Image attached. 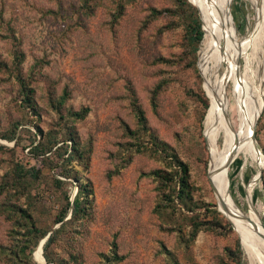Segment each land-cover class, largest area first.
Wrapping results in <instances>:
<instances>
[{
    "label": "rangeland",
    "instance_id": "1",
    "mask_svg": "<svg viewBox=\"0 0 264 264\" xmlns=\"http://www.w3.org/2000/svg\"><path fill=\"white\" fill-rule=\"evenodd\" d=\"M117 1L0 0V264H249L240 236L217 206L209 168L212 153L218 156L236 132L239 83L226 75L232 53L239 55L233 75L246 65L247 0H220L208 56L206 31L193 51L175 0H122L123 8ZM193 1L206 29L214 0ZM18 76L33 89L30 104ZM214 78H224L227 97L211 152L204 120ZM134 100L148 129L137 121ZM82 107L86 116L73 120L71 113ZM262 107L259 152L237 155L225 181L240 211L248 215L253 204L264 227ZM71 125L83 153L71 173L90 180L92 203L88 216L72 220L69 209L61 224L56 220L66 194L72 199L76 191L74 180L55 173L53 160L29 156V148L68 139ZM174 159L188 169L184 202L175 196ZM154 170L172 171L168 188L162 190ZM43 239L44 261L37 251Z\"/></svg>",
    "mask_w": 264,
    "mask_h": 264
},
{
    "label": "bare ground",
    "instance_id": "2",
    "mask_svg": "<svg viewBox=\"0 0 264 264\" xmlns=\"http://www.w3.org/2000/svg\"><path fill=\"white\" fill-rule=\"evenodd\" d=\"M246 2H248L251 9V17L248 25L246 26V45L243 47V51H245L244 55L246 58V65L242 74L240 73L239 75H233V66L239 55L236 52L232 53V69H229L226 75L233 76L232 78H235V81L239 83V88L237 91L239 105L238 116L236 121H232L233 129L235 128L236 132L232 137L225 140V146L218 156L215 157L212 153V159L210 160L209 168L212 185L216 194L217 206L219 210L225 215V217L231 222L234 229L240 236L248 263L264 264V227L262 222L258 219L260 212L258 215L254 205L251 204L249 214L247 215L242 213L238 206H236V204L233 202L225 181V173H227L228 170V168H226V164L228 162L231 163L233 159L239 154L243 155L244 159L255 157L256 155V141L252 139L251 132L262 111L263 103L264 0H247ZM219 4L220 0H214L212 3L211 12L207 16L206 35L204 39L205 45L203 50V53L206 56H208L211 52L213 43L216 39L218 13L217 8L219 7ZM225 5L226 3H224V6ZM203 27L205 28L204 24ZM228 35L230 36L231 33L228 32ZM208 69L209 68L207 65L205 68L206 73L209 71ZM224 78L222 80L214 78V87L211 90L210 96L208 95L211 104L209 107L210 110L204 120V133L207 130V142L209 143L211 152L213 149V132L216 118L218 115H221L223 112H225L224 105L227 96L223 91ZM251 78L254 80V82H252L254 83L253 85L251 84ZM254 99L256 100V107L252 108L251 103ZM232 151L235 153L231 157ZM263 166H261L260 169H262ZM250 201L252 200L250 199ZM37 251L41 253V257L43 259L41 244L38 246Z\"/></svg>",
    "mask_w": 264,
    "mask_h": 264
},
{
    "label": "trees",
    "instance_id": "3",
    "mask_svg": "<svg viewBox=\"0 0 264 264\" xmlns=\"http://www.w3.org/2000/svg\"><path fill=\"white\" fill-rule=\"evenodd\" d=\"M119 8H123V1L119 0L116 2ZM100 5L99 3H94L93 7ZM92 9V6L90 7ZM175 15L177 19H181L183 23L186 24L187 30H189V33L187 34L188 40L192 44L193 51L197 50V44L200 42V46L202 43L204 34L206 29L201 24V14L200 10L197 6V4L193 0H175ZM152 12L155 13V10L152 9ZM199 12V14H198ZM200 15V17H199ZM202 19V18H201ZM203 23V21H202ZM203 28V29H202ZM200 49V47H199ZM18 80H20L21 86L23 88V95H24V102L26 104H30V96L33 94V89L29 87L28 82H24L23 78L18 76ZM159 88V85L158 87ZM157 94V91H153V95L151 97L152 105L155 106L154 99L155 95ZM134 111L136 114L137 121L139 122L140 126L148 129L146 127V116L144 113V110L136 103V101H133ZM210 105V102H209ZM208 105V107H209ZM207 106V102H205V107ZM208 109V108H207ZM88 113V107H82L78 111H73L71 113L73 120H82L86 114ZM151 134V133H150ZM256 134V131H255ZM4 138H8L10 140L14 139V136L12 135H4ZM152 139V144L155 145L156 138L152 135L150 137ZM29 156H31L34 159H38L39 161L43 159H50L53 160L51 169H54L55 173L58 175L67 178H72L76 185V193L72 199H70L71 194H66V203L61 211L60 215H58L56 222H61L63 224V218L67 214L68 210L70 209L71 218L72 220H78L83 219L86 216H88V208L90 207L92 201L89 199V195H92L93 189L92 185L89 179L81 180L78 173L75 171L73 174L71 173L73 169V163L78 162L83 158V153L78 145L77 141V132L73 125H71L70 133L68 136V139H62L60 141L52 140L49 145H43V143H37L34 144L29 148ZM169 158V157H165ZM174 157H170V159H164V160H171L166 163L167 167H172L173 162L172 161ZM175 162L178 165V170L175 171V176L178 178L179 181V188L176 191V197L180 199V201L184 202L186 199L189 191H190V184L188 183V169L187 166L180 161L179 159H174ZM52 172V171H51ZM53 173V172H52ZM153 174L156 178H158L159 182L163 184L162 190L165 188H168L169 181L174 179V174L172 171H169L168 174L166 171L163 170H154ZM55 181L61 182L62 180L53 177ZM167 194V193H166ZM167 196V195H166ZM170 196V195H169ZM215 213L219 214L215 210ZM227 225L229 226V222H227ZM199 226L195 227V229L192 230L191 236L195 235L197 232ZM37 230H33V233L35 234ZM53 232L50 233V235L47 237L46 241L43 244L44 250L47 249L49 244L53 240ZM46 233H43L45 235ZM42 235V236H43ZM236 251L240 252V242L238 239L235 241ZM231 253V252H230ZM44 257L47 260V262H50L48 259V256L44 253Z\"/></svg>",
    "mask_w": 264,
    "mask_h": 264
},
{
    "label": "water",
    "instance_id": "4",
    "mask_svg": "<svg viewBox=\"0 0 264 264\" xmlns=\"http://www.w3.org/2000/svg\"><path fill=\"white\" fill-rule=\"evenodd\" d=\"M202 29H203V28H202ZM263 105H264V100H263L262 106H263ZM262 108H263V107H262ZM256 123H257V121H256ZM255 131H256V124H255V126L253 127L252 132H251V137H252V139H253L254 141H256V138H255ZM255 148H256V150L259 152V149H258L257 145H255ZM234 153H235V152L232 151V153H231V157L234 155ZM229 165H230V162H228V163L226 164V168H228ZM260 177H261V169H260L259 172H258V179H259ZM75 193H76V191L74 192L73 197H74ZM73 197H72V198H73ZM44 240H45V239H43V240L41 241V245L43 244Z\"/></svg>",
    "mask_w": 264,
    "mask_h": 264
}]
</instances>
